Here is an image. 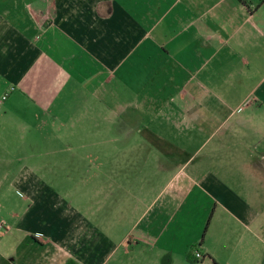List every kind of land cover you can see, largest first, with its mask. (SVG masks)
<instances>
[{
	"label": "crops",
	"instance_id": "1",
	"mask_svg": "<svg viewBox=\"0 0 264 264\" xmlns=\"http://www.w3.org/2000/svg\"><path fill=\"white\" fill-rule=\"evenodd\" d=\"M198 143L222 149L191 164ZM0 146L72 162L14 175L0 264H83V241L105 264H264V0H0ZM80 185L75 232L45 231L69 215L48 193Z\"/></svg>",
	"mask_w": 264,
	"mask_h": 264
},
{
	"label": "rangeland",
	"instance_id": "2",
	"mask_svg": "<svg viewBox=\"0 0 264 264\" xmlns=\"http://www.w3.org/2000/svg\"><path fill=\"white\" fill-rule=\"evenodd\" d=\"M98 133V131L96 132ZM46 135L45 133H41L38 130V132H34L31 135V138H35L36 140H39L42 138V136ZM109 135L112 137L119 136V130L113 128L109 131ZM129 136L131 135L130 133L128 134ZM16 137L13 134H10L8 132H5V134L2 136V140H13V138ZM85 137V136H83ZM103 146H100V149H102ZM113 148H118V145H112ZM10 148V146H9ZM42 149L38 147V145H32V151L34 153L40 152L41 153L45 151L46 147L44 145L41 146ZM129 148H132V146H129ZM192 148V155L193 156V161L191 164H199V162L202 160L203 155H206L207 153H218L217 149H222V146H215V145H202V144H195L191 146ZM12 156L14 154H6L3 146H0V217L5 221L6 225L10 223L12 220V215L14 212H17L18 210H23L25 207L24 200L23 198L18 194L15 193L14 191L8 190V187L16 180L17 177L14 175L17 174L21 169L24 168L26 165L29 167L30 165L34 164H47V165H54L55 163H64V167L71 168V161H66V162H54V161H35L32 159L30 162H24L23 160H13ZM83 162H80V168L83 166ZM60 166H55L51 167L52 169H59ZM50 168V169H51ZM191 168V165L189 166ZM54 179V178H53ZM67 187V186H66ZM9 189H11L9 187ZM17 189V188H16ZM19 190V189H17ZM20 191V190H19ZM62 191V190H61ZM79 191L78 192H49L52 197H55L56 199H59L60 201L64 202V208L62 209L64 213L69 214L64 218V226L60 227L59 224L54 225L53 227H50L47 225L46 230L48 232H54V234H58L59 232L71 234L75 232V228L73 224L78 221L76 213H80L81 217H85L83 214L87 213V209L83 207H79L77 210L75 209V204H83L88 201L89 198V192L87 187H81L79 186ZM198 196V192L193 193L191 195V199L189 200L190 202L188 203V207H190V210H192V219L193 218H198V215L201 214V210L198 208V205L200 202H197L196 205L194 204V198ZM200 197H198V200ZM192 200V201H191ZM114 211V210H112ZM102 213V211H101ZM210 213V211H209ZM197 214V215H196ZM53 216H56V214L53 213ZM80 222L78 225H75L79 227L81 232H85L88 234L89 229H88V218L86 219H79ZM98 222H96L97 224ZM102 225V224H101ZM101 225H95L96 230L99 232L101 231L102 226ZM130 227V224H123L122 226L116 227V234H119L121 232H124L128 230ZM114 229V227H113ZM83 243V246L81 248L85 249L88 247L87 241L81 242ZM85 250H81L78 258L83 262V264H105L103 262L104 258L99 257L97 254L89 260L87 257V254L84 252ZM134 258V262H136V258ZM89 260V261H88ZM114 260V257L111 259V261ZM111 261L106 262L107 264H110Z\"/></svg>",
	"mask_w": 264,
	"mask_h": 264
},
{
	"label": "built area",
	"instance_id": "3",
	"mask_svg": "<svg viewBox=\"0 0 264 264\" xmlns=\"http://www.w3.org/2000/svg\"><path fill=\"white\" fill-rule=\"evenodd\" d=\"M5 99H6V95L2 96V97H1V102L4 101ZM2 227H3V226H2V224L0 223V229H1ZM193 257H194V259H195L196 261H198V260H200L201 255H200L198 252H194V253H193Z\"/></svg>",
	"mask_w": 264,
	"mask_h": 264
},
{
	"label": "trees",
	"instance_id": "4",
	"mask_svg": "<svg viewBox=\"0 0 264 264\" xmlns=\"http://www.w3.org/2000/svg\"><path fill=\"white\" fill-rule=\"evenodd\" d=\"M186 259L189 261V262H193V261H195V259H194V257H193V253H188L187 255H186Z\"/></svg>",
	"mask_w": 264,
	"mask_h": 264
}]
</instances>
